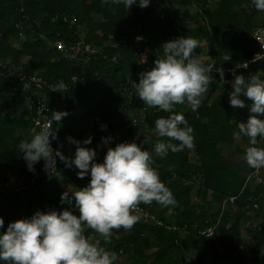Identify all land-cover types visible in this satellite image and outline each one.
Here are the masks:
<instances>
[{"label": "trees", "instance_id": "trees-1", "mask_svg": "<svg viewBox=\"0 0 264 264\" xmlns=\"http://www.w3.org/2000/svg\"><path fill=\"white\" fill-rule=\"evenodd\" d=\"M214 2L205 9L204 0H150L146 7L132 5L127 10L123 4L109 6L102 0H0V170L6 173L2 176L6 192H0L4 221L0 232L9 222L29 218L37 210L59 213L69 208L59 202L60 194L66 188L86 186L89 180L88 176L78 178L77 169L63 161L50 177L41 175L42 161L34 165V172L26 168L17 145L29 139L34 128V114L28 109L33 96L32 87L19 77L38 76L53 86L63 82L64 89L58 95L47 94V102L49 117L52 111L67 112L53 126L56 145L69 162L76 147L72 140L93 148L98 153L96 161L102 162L107 149L101 146V138L108 136L113 139L107 147L133 140L140 144L147 136L149 143L144 147L151 153L157 138L149 129L167 113L145 106L133 82L138 83L139 74L153 67L164 42L190 36L200 41L195 54L213 65V81L201 106L195 112L187 105L176 106L194 130L195 147L163 159L152 156V166L175 203L139 205L156 215L161 226L139 219L131 230L114 229L107 243L91 230L86 234L122 257L117 264H201L206 257L212 264L225 259L229 264H264V174L263 184L247 179L252 171L244 160L248 140L233 135L237 124L251 114L252 101L241 94L244 107L230 106L234 75L224 73L226 82L221 84L214 73L249 58L256 48L251 30L263 23L264 12L257 11L251 0ZM191 9L201 19L200 25L189 26L182 17L183 10ZM56 41L66 52L56 50ZM224 55L230 60L223 61ZM254 74L264 78V61L235 75L247 79ZM60 95L63 102L56 99ZM131 117L138 118L137 124L120 132L121 122ZM258 118L264 119V114ZM89 136L91 143L83 145ZM237 138L243 149L236 144ZM259 145L264 147V140L258 138ZM253 204L258 209L249 214ZM213 225L214 240L197 233ZM242 232L251 243L248 256L233 258L228 251H238Z\"/></svg>", "mask_w": 264, "mask_h": 264}, {"label": "clouds", "instance_id": "clouds-1", "mask_svg": "<svg viewBox=\"0 0 264 264\" xmlns=\"http://www.w3.org/2000/svg\"><path fill=\"white\" fill-rule=\"evenodd\" d=\"M102 2L109 6L123 4L128 10L132 5L146 7L150 0ZM251 2L257 11L264 12V0ZM198 47L200 41L190 36L164 42L153 67L139 74L138 83L133 82L134 92L145 106L167 113L156 118L154 126L149 129L150 134L157 138L151 153L144 147L149 143L147 136H143L140 144L133 140L107 147L113 139L108 136L101 138L107 149L102 162L96 161L97 152L93 148L81 146V142L75 140L71 141L76 147L69 162L58 148H52L50 142L57 139L53 125L59 124L67 115L65 111H52L45 123L37 124L31 130L29 139L18 143V151L29 171L34 172V165L42 161L43 170L54 173L56 158H59L65 166L77 169L78 178L88 176L89 180L86 186L75 190L66 188L60 194L59 202L69 205V208L59 213L56 210H37L29 218L9 222L0 232V264H117V254L100 246L96 236L107 243L114 229L131 230L140 219L135 214L140 204L155 202L160 206H170L175 203L173 193L160 179L157 168L152 166V156L163 159L169 153L195 147L194 130L176 106L187 105L195 112L213 81V65H206L201 56L195 54ZM222 60L229 61L230 56L224 55ZM216 72L220 83H225L223 71ZM233 75L229 105L244 107L241 94L252 101L249 107L251 114L246 121L237 124L233 135L248 140L249 146L244 153L248 167L264 169V147L257 146L258 138L264 140V119L258 118L264 114V78L255 74L247 79ZM63 89L62 81L52 86V91ZM90 143V136L82 141L83 145ZM72 209L78 214H74ZM3 227L4 221L0 218V228ZM86 230H91L96 236L86 234Z\"/></svg>", "mask_w": 264, "mask_h": 264}, {"label": "built area", "instance_id": "built-area-1", "mask_svg": "<svg viewBox=\"0 0 264 264\" xmlns=\"http://www.w3.org/2000/svg\"><path fill=\"white\" fill-rule=\"evenodd\" d=\"M215 2L214 0H204V8L209 9L214 6ZM169 9V6H166ZM201 14V11H199ZM201 20V19H200ZM132 40H137V37H132ZM251 39L253 43L255 44V50L250 54L249 58L241 63L236 64L235 66L228 68V69H221L223 73L227 74H237V73H242L246 71L251 65H254L258 62H263L264 61V21L260 25H256L252 30H251ZM53 46L56 48V50L60 52H66L64 49V46L61 42L56 41L54 42ZM67 57L73 58L72 54H67ZM246 66V67H244ZM220 70V69H218ZM216 70V71H218ZM214 72L216 74H219L217 72ZM19 81H27L29 85L32 87V99L30 100V103L28 105V109L33 111V117L31 119V122L33 124V127L35 128L37 124H43L45 123L48 118V112L50 110V106L47 102V94L49 95H58L59 91H52V84L48 83L45 81L43 78L38 77V76H30L28 78L24 77H19ZM57 100H60V102L64 101V96L60 95ZM138 118L137 117H131L127 121H122L121 122V127H120V132H125L127 129L134 127L137 124ZM57 137V135H56ZM263 141V140H262ZM51 146L53 149H57L58 146L56 145L57 139L56 140H51ZM258 147H263V145H259ZM98 158V153L96 156V159ZM63 162L56 158V165L55 169L57 170L58 166H62ZM56 173L52 172H46L43 170L41 167V175H46L47 177L53 176ZM264 174V169L260 170H255L252 169V171L249 173L247 179H256L259 183L263 184V179L262 176ZM1 193H5L6 190L5 188H0ZM230 202L232 199L229 200ZM258 209L257 204H253L251 207V210L248 212L249 214L253 212L254 210ZM136 215L140 217V220L147 225H162V221L158 219V217L152 213L149 212L147 208H143L141 206H138V209L135 212ZM168 230H172L173 228H169L168 226L166 227ZM215 228L216 226H209L206 228H203L201 230H197V233L206 238V239H212L214 240L215 237ZM185 233V231H183ZM211 235V236H210ZM221 249H219L218 252L221 253Z\"/></svg>", "mask_w": 264, "mask_h": 264}, {"label": "rangeland", "instance_id": "rangeland-1", "mask_svg": "<svg viewBox=\"0 0 264 264\" xmlns=\"http://www.w3.org/2000/svg\"><path fill=\"white\" fill-rule=\"evenodd\" d=\"M181 15L188 22L189 26H197V25H200V23H201V20L195 14L194 9L183 10ZM201 59H202L203 63L206 62L205 59H203V57H201ZM236 144L240 145L241 149H243L245 147V145L241 144V141L238 138L236 139ZM101 146H103V144H101ZM235 157L239 159L238 156H235ZM5 174L6 173L4 170H0V188H3L2 187V176H4ZM241 235H242V244L240 246H238V251H232V250L228 251L229 255L232 256L233 258H236L238 256H245V255L248 256V250L251 246V243H250L249 239L247 238L245 232H242ZM207 252L212 254L209 251H207ZM122 260H123L122 257L121 258L118 257L117 261L123 262ZM220 263L221 264H229L230 262H229V260L225 259V260H222ZM201 264H212V261H211L210 257L202 258Z\"/></svg>", "mask_w": 264, "mask_h": 264}]
</instances>
